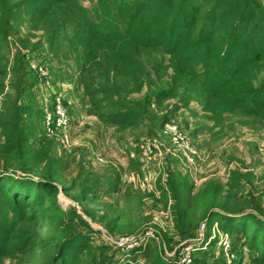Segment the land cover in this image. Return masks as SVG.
Masks as SVG:
<instances>
[{
    "label": "rangeland",
    "instance_id": "1",
    "mask_svg": "<svg viewBox=\"0 0 264 264\" xmlns=\"http://www.w3.org/2000/svg\"><path fill=\"white\" fill-rule=\"evenodd\" d=\"M3 1L16 5L17 10L14 7L12 13L22 21H13L12 33L3 49L7 59L3 65L8 74L0 96L4 100L0 114L11 113L7 105L16 104V96L24 103L30 112H22L21 124H27L25 129L30 128L35 136L28 142L30 149L20 148L16 152L31 155L34 162L40 159V164L38 169L22 172L13 168L12 156H0V181L13 180L14 195L23 194V186H29L28 199L39 200L32 206L35 222L26 218L17 225L24 242L22 248L0 256V264H46L54 243L70 235L78 236L71 241L72 245L84 247L78 260L72 263L62 249L64 253L54 264H94L90 260L103 256L95 250L96 243L109 246L104 257H112L113 264H264L257 261L261 252L251 247L247 239L253 232L262 239L264 224L248 220L245 214L249 210L226 212L228 209L221 210L218 205H206L204 211L199 208L193 236L181 238L175 229L174 200L170 194L177 187L181 195H186L182 185H187L193 196L189 203L193 210L197 204L209 201L206 195L196 194L205 185L221 187L222 192L215 197L220 203L229 199L232 191H251L264 215V130L233 123L235 118L230 115L213 124L201 106L192 101L178 104L173 112V101L159 107L151 103L146 118L150 122L143 118L141 126L102 123L100 119L106 113L117 109L110 107L109 97L91 91L95 85H101L97 78H84L73 70L72 56L76 53L70 50L63 33L50 46V34L40 26L33 28L30 16L25 15V0ZM81 1L92 9L96 4V0ZM119 1L106 3L113 10ZM66 69L69 71L63 72ZM82 79L93 86L82 87ZM146 92L143 89L141 93H131L125 101L138 100ZM56 95L66 109L70 127L63 130L55 126L50 132L45 127V113L52 110ZM152 115L164 119L154 121ZM171 119L179 135L189 141L193 163L183 158L176 140L164 132V125ZM5 140L0 130V144ZM147 141L155 147L145 155L140 146ZM130 159L137 161L131 165ZM43 179L50 180L52 185L44 188L40 182ZM121 210H127L134 220H146L132 233L112 232L108 221ZM144 232H151L154 237L142 247L126 249L123 246L131 245L132 240L118 241ZM147 248L155 249L149 261L144 257Z\"/></svg>",
    "mask_w": 264,
    "mask_h": 264
},
{
    "label": "trees",
    "instance_id": "2",
    "mask_svg": "<svg viewBox=\"0 0 264 264\" xmlns=\"http://www.w3.org/2000/svg\"><path fill=\"white\" fill-rule=\"evenodd\" d=\"M25 1V15L30 16L32 27L40 26L50 34V46L63 33L70 50L76 53L72 56L73 70L84 78H97L101 85H95L91 91L112 100L110 107L117 110L106 113L100 119L102 123L141 126L143 118L150 122L146 118L151 103L159 107L173 101L170 104L173 112L179 108L178 104L193 101L213 124L230 115L235 118L233 123L264 130V0H120L113 10L106 0H96L93 9L81 0ZM3 2L0 0V96L8 74L3 65L7 62L3 49L13 23L22 21L12 13L17 10L16 5ZM80 85L86 89L93 86L86 79L80 80ZM143 89L147 92L140 99L125 101L129 94L141 93ZM14 100L16 104L7 105L11 113L0 114L1 134L6 137L0 144V156H12L15 170L29 172L38 169L40 159L36 163L31 155L16 150L30 149L28 142L35 133L25 129L27 124H21L22 112L30 111L17 96ZM3 104L0 98V106ZM238 116L243 118L240 120ZM160 119L164 117L151 116V120ZM130 161L133 165L137 160ZM40 182L44 188L52 185L48 179ZM13 184V180L0 181V256L22 248L24 242L17 225L26 218L35 222L32 206L39 202L37 197L28 199L30 187L26 185L21 187L23 194L14 195ZM182 187L186 195H181L177 187L170 192L174 200L175 229L181 238L193 236L199 208L203 210L206 205L207 208L218 205L221 210L228 209L226 212L249 210L245 214L248 220L256 225L264 224L260 218L261 204L251 191L243 194L232 191L234 194L220 203L215 197L222 192L221 187L205 185L196 194L206 195L208 203L201 202L191 210L192 193L187 185ZM143 219L146 220L144 217L134 220L127 210H121L108 223L112 232L132 233ZM77 238L70 235L66 240L56 241L46 264H54L64 252L76 263L84 248L72 245L71 241ZM260 238L253 232L247 239L251 247L261 252L257 261L264 262V237ZM96 244L95 250L103 256L90 261L113 264L112 257L109 260L104 257L109 246ZM154 251L147 248L144 254L147 261Z\"/></svg>",
    "mask_w": 264,
    "mask_h": 264
},
{
    "label": "built area",
    "instance_id": "3",
    "mask_svg": "<svg viewBox=\"0 0 264 264\" xmlns=\"http://www.w3.org/2000/svg\"><path fill=\"white\" fill-rule=\"evenodd\" d=\"M53 108L49 112L45 113V127L48 131L52 132V127L60 126L63 130H66L69 125V117L66 112L65 107L61 104L60 96H55V101L52 103ZM164 132L171 134L174 140H176V143H178V146L180 149H182V156L186 159L188 163H193L192 156H189L193 151L191 149L190 143L187 139H183L179 133L177 132V126L175 124V121L173 119L169 120L164 125ZM153 147H155V144L152 142H146L140 146L142 153L147 155L152 152ZM154 237V235L151 232H144V235L141 236H133L131 238H122L118 240L120 243H123L124 241L132 240V244L124 245L123 248H130L133 246H139L142 247L147 239ZM153 239V238H152Z\"/></svg>",
    "mask_w": 264,
    "mask_h": 264
},
{
    "label": "crops",
    "instance_id": "4",
    "mask_svg": "<svg viewBox=\"0 0 264 264\" xmlns=\"http://www.w3.org/2000/svg\"><path fill=\"white\" fill-rule=\"evenodd\" d=\"M60 81H63V80H60ZM65 88V87H64ZM63 90H65V89H63ZM193 102V101H192ZM95 121H97L98 123H99V125H100V121L99 120H95ZM69 127H70V125H69Z\"/></svg>",
    "mask_w": 264,
    "mask_h": 264
}]
</instances>
